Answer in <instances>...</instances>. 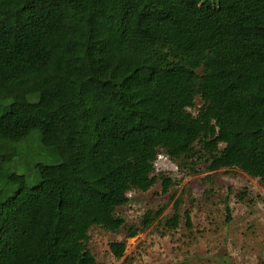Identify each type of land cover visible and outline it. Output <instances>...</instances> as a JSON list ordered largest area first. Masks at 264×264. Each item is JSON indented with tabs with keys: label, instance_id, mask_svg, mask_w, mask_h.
I'll use <instances>...</instances> for the list:
<instances>
[{
	"label": "trees",
	"instance_id": "trees-1",
	"mask_svg": "<svg viewBox=\"0 0 264 264\" xmlns=\"http://www.w3.org/2000/svg\"><path fill=\"white\" fill-rule=\"evenodd\" d=\"M161 154L264 185V0H0V264H96Z\"/></svg>",
	"mask_w": 264,
	"mask_h": 264
},
{
	"label": "rangeland",
	"instance_id": "rangeland-1",
	"mask_svg": "<svg viewBox=\"0 0 264 264\" xmlns=\"http://www.w3.org/2000/svg\"><path fill=\"white\" fill-rule=\"evenodd\" d=\"M200 104L197 98L195 109L188 111L195 114ZM31 147L37 151L34 161L41 156L53 163L35 143ZM154 167L169 179L166 190L158 180L146 192H130V202L117 209L125 222L119 232L90 229L88 247L96 264H264V185L236 168L209 172L202 158L174 162L161 154ZM27 171L23 165L17 173ZM28 174L27 184L35 185L37 173ZM10 189L0 180V197ZM159 209L161 216L148 229L127 236L128 229L140 228L147 211ZM174 210L178 226L170 229L166 221ZM112 242L125 243L120 259L110 251Z\"/></svg>",
	"mask_w": 264,
	"mask_h": 264
}]
</instances>
